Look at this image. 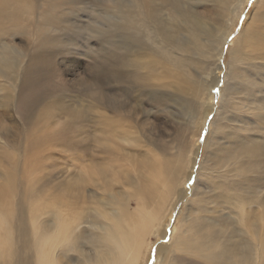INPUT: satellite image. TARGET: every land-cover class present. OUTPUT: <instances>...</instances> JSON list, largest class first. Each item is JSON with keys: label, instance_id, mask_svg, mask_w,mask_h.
Masks as SVG:
<instances>
[{"label": "rangeland", "instance_id": "rangeland-1", "mask_svg": "<svg viewBox=\"0 0 264 264\" xmlns=\"http://www.w3.org/2000/svg\"><path fill=\"white\" fill-rule=\"evenodd\" d=\"M229 1L220 9H215L211 0L189 5L205 14L196 39L173 19L172 29H180L178 40L188 46L182 55L187 62L184 71L163 62L154 64L152 70V57L138 55L141 63H149L141 66L149 77L148 89L167 97L164 104L147 107L144 98L134 99L139 93L131 92L129 86L119 88L116 81L109 86H92L89 81V63L121 41L120 29L109 26L119 20L103 14L102 7L112 5L110 0H85L76 14L70 7L61 6L44 21L39 12L26 22L0 12V24L5 29L0 36V70L5 71V76L0 75V196L5 194V199H0V212L11 211L25 224L30 207L36 206L39 214L50 211L65 216L82 210L89 219L93 216L90 210L101 208L102 200L108 197L122 198L121 202L135 212L153 213L163 206L159 232L147 235L140 264L144 259L145 264H187L179 259L184 255L174 251L172 242L179 227L195 216H207L225 226L230 239L237 234L238 238L245 236L242 213L252 197L264 192L259 186L264 177V0ZM213 27L218 33L215 37L205 32ZM43 34L51 36V47L67 52L54 55V79L63 83V93L55 103L62 105L52 107L44 118L32 111L29 120L16 114L18 77L27 65L25 54L37 48ZM107 38L112 40L107 43ZM211 47H216V57ZM13 54L20 65L15 81L10 71ZM214 76L217 80L211 85ZM176 99L179 103L174 102ZM74 111L83 112L82 117L74 116ZM132 111L137 117H130ZM108 118L123 121L122 128L128 127L124 128L128 134L137 133L143 147L122 142L119 123L113 130H105ZM254 141L258 142L257 156L248 158ZM105 145L114 152H127L126 161L114 162L115 175L99 174L93 161L90 165L89 158ZM146 151L155 159H174L182 154L183 171L173 183L172 197L160 196L162 185L145 195L140 193L148 173L144 167ZM171 161L175 165L178 162ZM83 171H87L84 178ZM214 175L217 177L211 185ZM203 206L210 211L205 213Z\"/></svg>", "mask_w": 264, "mask_h": 264}, {"label": "bare ground", "instance_id": "bare-ground-1", "mask_svg": "<svg viewBox=\"0 0 264 264\" xmlns=\"http://www.w3.org/2000/svg\"><path fill=\"white\" fill-rule=\"evenodd\" d=\"M83 1L85 2V0H0V12L11 19H20L21 17L23 22L39 12L38 15L41 13L40 20L44 21L49 18V15H54L56 12L53 11L61 6L70 7V11L76 14L75 10L81 9L78 5L84 4ZM110 1L112 5L102 7L103 14H105V17L113 16V19L116 20L117 18L119 20V22L116 21L117 23L109 26L120 29L121 41H116L118 44L112 45V48H108L106 52L93 58V61L88 65L92 74L89 81H91L92 86L99 84L100 86L104 84L109 86L116 81V84L120 85L119 88H122L123 84V87L129 86L134 94L138 92L139 96H134V99L137 101L139 97L144 98L145 106L148 104H164L167 97L162 96V93L158 90L150 91L146 86L150 84L149 77L143 74L141 66L142 64L145 66L147 61L146 64L141 63L137 57L138 55L152 57L150 62L152 70H154V64L163 62V64H168L170 68L175 67L178 68V71L180 69L184 71L183 68H185L187 62L183 61L185 57L183 58L182 55L186 53L188 46L178 40V36L181 35L179 33L180 29L178 27L172 29L175 26L173 19L176 20L177 26L178 24L185 26L184 28L188 30V34L196 39L200 31L199 28L204 23L201 18L205 14L189 8V5L200 3L202 0H188V2L159 0L158 3L156 0ZM211 2L214 8L217 9L221 5L227 7V3L230 1L211 0ZM175 5H178L179 8H174ZM90 7L92 8L94 5H90ZM229 10H232L231 7ZM163 20L169 21L171 28L168 27L169 22L163 24ZM215 31L216 29L213 27L212 30L205 32L215 37L218 34ZM4 33L5 29L0 24V36H4ZM50 39L51 36L46 34L38 39L37 48L25 54L27 65L19 73V76L22 74V77H18L17 86L20 92L17 96L18 109L16 114L26 119L33 117L32 111L38 112L39 117L44 118L51 114L52 107L62 105L55 103L58 95L61 92L63 93V83L56 82L54 79L57 74L54 55L56 52L60 54H67V52L61 48L51 47ZM108 39L106 40L107 43L112 40ZM186 44L188 43L186 42ZM215 49L216 47L210 48V50ZM213 56H217V50H215ZM13 58V62L11 58L9 63L12 62L11 78L15 81L20 65L17 55L13 54ZM209 63L211 62L209 61ZM129 67L131 70H129ZM201 68L204 70L203 67ZM214 68L215 64L213 71ZM211 69L212 67L209 70L211 71ZM0 75L5 76L4 69L0 70ZM216 80L217 77L214 76L212 83L210 82L211 85ZM148 98H151V100ZM169 99L172 98L169 97ZM181 100L183 101L182 98ZM174 102L179 103V99L174 100ZM134 112L132 111L130 117H137ZM73 113L74 116L82 117L83 115L81 111H74ZM20 116L19 118H21ZM108 120L105 130H113L117 127L116 124L119 123L121 125H118L119 128L121 127L119 133H123V136H121L122 142L140 149L143 147V142L137 133L128 134L127 129L124 130L126 126L122 128L123 121L117 122L110 118ZM137 127L140 128V126ZM102 131L100 130V132ZM122 145L124 146V144ZM257 145L258 142L256 141L250 144L248 158L257 156ZM122 152L119 153L117 150L114 152L105 145L104 149L98 148L96 154L92 152L94 156L92 155L89 158L91 159L90 165L93 161L95 163L93 166L96 167L99 174L112 173L115 175L112 170L115 166L114 162L126 161L128 157L126 150H122ZM100 154L103 155L100 156ZM82 155H84V152ZM179 155L182 156V154ZM179 155L174 159L171 157L155 159L150 156L148 151L145 152L144 167H147L148 173L145 182L140 187L142 195L155 190L156 186L162 185V189L159 191L160 196L162 198L173 196V183L175 185L177 177H180L183 171L182 162H184V159ZM171 160H177L178 162L175 165ZM96 164L100 166H96ZM81 174L84 178L87 171H83ZM216 177L217 175H214L210 179L211 185ZM81 182L83 181L81 180ZM260 183L259 186L264 187V177ZM109 190L112 191V187H109ZM30 194H32L31 191ZM0 199H5V194L0 196ZM121 201H123L122 198L120 200L115 196L113 200L110 197L102 200L101 208L94 209V211L90 210L93 213L90 219L83 214L82 210L65 216L50 211L39 214L36 206L35 208L30 207L27 222L22 224L13 212H0V241L3 242L0 250L1 264H137L136 261L140 264L143 253L142 248L144 245H148L145 244V239L150 232L154 234L159 232L160 222H158V218L162 216L159 213H162L165 207L162 206L161 211L156 210L153 213L135 212ZM165 202H169V199ZM263 202L264 192L261 191L258 197H252L246 204L248 207L242 213L241 221L245 232V236L242 238H238L237 234L236 238L230 239L226 233L227 228L222 227L207 216H195L187 219L179 227L173 238L172 247L174 251L184 255L179 259L185 260L187 264H264ZM257 206L261 208L257 209ZM203 208L205 213L210 211L205 209L204 206ZM221 216L217 215V218ZM200 222L202 223L200 224ZM217 225L219 226L216 227ZM177 262L179 261L167 262V264H180V262ZM143 264H145V259Z\"/></svg>", "mask_w": 264, "mask_h": 264}]
</instances>
